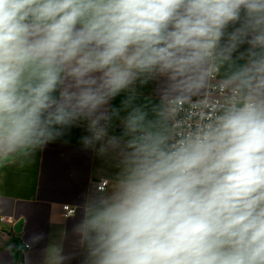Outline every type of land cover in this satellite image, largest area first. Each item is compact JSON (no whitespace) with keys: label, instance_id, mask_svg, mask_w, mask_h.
Here are the masks:
<instances>
[{"label":"clouds","instance_id":"clouds-1","mask_svg":"<svg viewBox=\"0 0 264 264\" xmlns=\"http://www.w3.org/2000/svg\"><path fill=\"white\" fill-rule=\"evenodd\" d=\"M81 123L86 264H264V0H0V167Z\"/></svg>","mask_w":264,"mask_h":264},{"label":"crops","instance_id":"crops-1","mask_svg":"<svg viewBox=\"0 0 264 264\" xmlns=\"http://www.w3.org/2000/svg\"><path fill=\"white\" fill-rule=\"evenodd\" d=\"M136 87L141 94L137 103L155 101L157 84ZM124 96L116 97L112 105L119 108ZM119 133L120 122L114 118L109 135ZM88 135L81 123L42 149L0 167V264H86L87 251L76 225L86 203L111 193L119 171L115 153L101 156L84 148L81 138ZM102 179L108 186L99 191L96 183ZM64 205L76 213L66 217ZM19 218L24 219L20 233L14 230Z\"/></svg>","mask_w":264,"mask_h":264},{"label":"built area","instance_id":"built-area-1","mask_svg":"<svg viewBox=\"0 0 264 264\" xmlns=\"http://www.w3.org/2000/svg\"><path fill=\"white\" fill-rule=\"evenodd\" d=\"M107 186H108V181L106 179H102L96 183V189L99 191L106 190ZM63 208L65 210V216L66 217H70L76 213L75 208H72L69 205H64ZM5 220L9 223H12V224L15 222V219L13 217H6Z\"/></svg>","mask_w":264,"mask_h":264},{"label":"water","instance_id":"water-1","mask_svg":"<svg viewBox=\"0 0 264 264\" xmlns=\"http://www.w3.org/2000/svg\"><path fill=\"white\" fill-rule=\"evenodd\" d=\"M24 223V219L23 218H19L16 223L14 224V230L18 233H20L22 231V226Z\"/></svg>","mask_w":264,"mask_h":264}]
</instances>
